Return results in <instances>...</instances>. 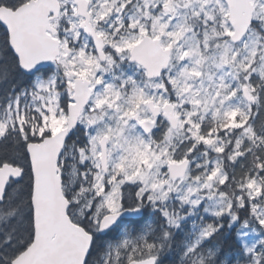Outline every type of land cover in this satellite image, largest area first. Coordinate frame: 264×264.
Wrapping results in <instances>:
<instances>
[{
    "label": "snow or ice",
    "instance_id": "snow-or-ice-1",
    "mask_svg": "<svg viewBox=\"0 0 264 264\" xmlns=\"http://www.w3.org/2000/svg\"><path fill=\"white\" fill-rule=\"evenodd\" d=\"M0 264H264V0H0Z\"/></svg>",
    "mask_w": 264,
    "mask_h": 264
}]
</instances>
